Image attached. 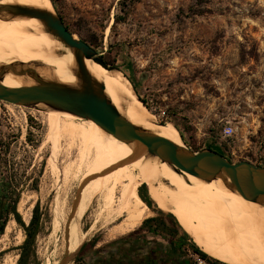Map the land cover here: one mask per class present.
I'll list each match as a JSON object with an SVG mask.
<instances>
[{"label": "rangeland", "instance_id": "obj_1", "mask_svg": "<svg viewBox=\"0 0 264 264\" xmlns=\"http://www.w3.org/2000/svg\"><path fill=\"white\" fill-rule=\"evenodd\" d=\"M52 1L71 33L122 71L135 96L145 100L149 114L159 123L173 125L177 139L189 150L212 149L233 163L264 167V0ZM227 125L236 132L225 139L222 131ZM53 126L46 106L33 109L0 101V223L5 193L16 191L20 196L17 210L26 225L40 204L37 264H62L65 257L75 255L70 251L73 221L68 233L67 227L85 177V171L73 166L79 161L77 149L67 150L62 142L63 153L65 147L69 152L57 156ZM139 192L150 199L146 186ZM150 201V218H162L173 227L170 214H159ZM96 205L93 200L78 225L82 248L101 249L131 234L112 237L123 218L104 223ZM11 221H16L13 215L7 225ZM184 232L174 240L185 242L186 254L180 261L210 264L192 253L194 240ZM4 235L0 264H17L25 231L16 222L13 233L6 239ZM168 239L156 241L169 245ZM78 255L66 264H77Z\"/></svg>", "mask_w": 264, "mask_h": 264}, {"label": "bare ground", "instance_id": "obj_2", "mask_svg": "<svg viewBox=\"0 0 264 264\" xmlns=\"http://www.w3.org/2000/svg\"><path fill=\"white\" fill-rule=\"evenodd\" d=\"M3 5L55 13L52 0H0V6ZM4 65L35 68L44 80L72 88L80 85L74 73L77 64L73 50L48 34L36 19L13 18L7 13L0 15V70ZM85 66L94 80L105 85L107 97L132 124L183 147V140L177 139V129L171 124L159 123L149 114L122 71L106 70L87 59ZM2 83L9 88L36 84L32 73L17 76L15 72L5 73ZM48 112L54 123L57 156L59 152H69L66 147L64 153L61 150L62 142H66L67 150L77 149L79 154L78 164L73 166L78 172L85 171L80 204L70 230L71 240L73 236L70 251H78L83 246L78 225L93 200L98 201V219L104 223L114 224L123 218L116 224L112 237L126 236L140 228L153 214L139 192L146 186L157 208L174 215L185 232L210 257L226 264H264V206L240 197L228 187L223 176L213 175L207 182L178 173L168 163L149 156L145 148L137 149L133 144L116 139L91 120L79 121V117L49 108ZM23 209L21 201L19 211ZM14 224L16 221L7 225L3 238L13 233Z\"/></svg>", "mask_w": 264, "mask_h": 264}, {"label": "water", "instance_id": "obj_3", "mask_svg": "<svg viewBox=\"0 0 264 264\" xmlns=\"http://www.w3.org/2000/svg\"><path fill=\"white\" fill-rule=\"evenodd\" d=\"M6 13L11 14L13 18L40 21L48 34L58 39L66 48L73 50L77 64L74 73L80 85L78 88H72L56 81L44 80L35 68L23 66L18 69L15 65H4L0 70V101L33 109L44 105L51 110L91 120L116 139L133 144L137 149L145 148L149 156L168 163L178 173H186L207 182L213 175H221L228 187L240 197L264 206V167L246 161L233 163L212 149L193 152L185 145L180 148L158 134L140 130L124 117L107 97L105 85L94 80L89 74L85 60H92L109 71L115 69L106 63L95 48L71 33L56 11L53 14L18 5L0 6V15ZM7 72H15L17 76L32 73L36 84L19 88L6 87L2 80ZM80 194L81 189L73 205L67 233L77 213ZM79 252L80 250L73 256L65 257L62 264H66Z\"/></svg>", "mask_w": 264, "mask_h": 264}, {"label": "trees", "instance_id": "obj_4", "mask_svg": "<svg viewBox=\"0 0 264 264\" xmlns=\"http://www.w3.org/2000/svg\"><path fill=\"white\" fill-rule=\"evenodd\" d=\"M141 101L146 105L145 100ZM2 197L4 198L5 202L7 201V204H4L1 208L3 218L2 222L0 223V237L5 233L9 216L13 215L16 222L24 229L26 235V240L21 247V256L17 264H37V253L35 250V245L37 236L39 235L42 229L40 204L37 203L35 205L32 219L30 221L29 226H27L26 223L23 221L22 216L17 210V205L19 203L20 196L16 193V191H13V193L11 194L5 193L2 195ZM141 197L149 207L153 206L148 197L144 196L143 194H141ZM159 214L164 216V213L162 211H159ZM169 219H171V222L174 225L173 227H169L164 221V219L159 217L146 219L138 230L124 237L123 239H121V241L133 239L135 240V242L145 244L147 243V241L155 242L157 238H164L167 240L168 237H163V234H166L167 236H172L173 240L168 239V247L174 254V258L176 260L175 264H187L189 262L188 260L180 261L181 255L186 254V251L184 249L185 242L177 244L174 241L176 238H179L178 236H180V234L184 232V230L180 226L177 218L170 215ZM191 247L192 253L198 256L203 261H206L210 264H225L224 262L210 257L207 253L201 250L196 243L193 242Z\"/></svg>", "mask_w": 264, "mask_h": 264}, {"label": "flooded vegetation", "instance_id": "obj_5", "mask_svg": "<svg viewBox=\"0 0 264 264\" xmlns=\"http://www.w3.org/2000/svg\"><path fill=\"white\" fill-rule=\"evenodd\" d=\"M175 261L168 245L161 241L142 244L130 239L101 249L83 247L77 264H175Z\"/></svg>", "mask_w": 264, "mask_h": 264}, {"label": "built area", "instance_id": "obj_6", "mask_svg": "<svg viewBox=\"0 0 264 264\" xmlns=\"http://www.w3.org/2000/svg\"><path fill=\"white\" fill-rule=\"evenodd\" d=\"M235 132L236 131L234 127H232L231 125H227L226 127H224L222 131L223 138L225 139L232 138L235 135Z\"/></svg>", "mask_w": 264, "mask_h": 264}]
</instances>
